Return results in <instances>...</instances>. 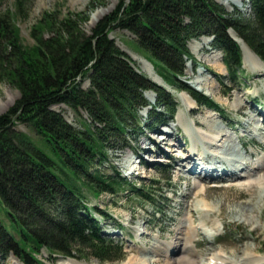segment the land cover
<instances>
[{
	"label": "trees",
	"instance_id": "trees-1",
	"mask_svg": "<svg viewBox=\"0 0 264 264\" xmlns=\"http://www.w3.org/2000/svg\"><path fill=\"white\" fill-rule=\"evenodd\" d=\"M242 1L250 5L251 17L241 10L229 16L214 0H119L90 35L81 28L84 13L60 18L46 12L32 28L31 45L22 43L17 25L31 0H15L14 10H0V79L20 91L15 105L0 116V264L11 255L23 264H46L39 258L43 249L51 256L91 254L104 262L124 260L122 245L104 232L102 221L109 215L88 205L81 187L75 192L57 172L67 179L71 173L96 197L130 192L154 201L151 191L122 174H104L99 166L108 160L112 141L119 143L115 148L124 149L120 144L144 127L162 126L173 118L177 104L166 88L136 72L109 34L117 28L128 30L168 86L188 92L199 105L223 116L210 97L180 79L186 63L195 62L189 40L203 35L214 36L213 45L223 52L228 76H220V81L241 77L242 50L229 29L264 61V0ZM85 80L90 82L88 89L82 88ZM147 91L156 93L157 105L143 122L141 112L150 105ZM61 103L82 118V111L88 114L82 129L51 108ZM21 123L49 144L58 159L18 130Z\"/></svg>",
	"mask_w": 264,
	"mask_h": 264
},
{
	"label": "rangeland",
	"instance_id": "rangeland-1",
	"mask_svg": "<svg viewBox=\"0 0 264 264\" xmlns=\"http://www.w3.org/2000/svg\"><path fill=\"white\" fill-rule=\"evenodd\" d=\"M214 1L222 5L229 16L236 17L238 10H242L246 16H252L249 5H234L229 9L222 2ZM118 4L119 0H31L26 16L17 20L22 43H34L32 28L46 12L56 13L60 18L71 12L84 13L81 28L90 35ZM14 5L15 0H0L2 12L14 10ZM93 14L97 16L94 22ZM231 32L241 44L243 39ZM45 36H49V33H45ZM109 37L129 56L136 72L164 86L177 103L175 117L172 120L167 118L165 126L144 127L138 136L134 138L132 135L128 143L120 144L124 149L115 148L119 143L112 141L108 148V160L99 166L104 174L118 177L122 173L130 183L151 191L155 196L154 201L140 200L130 192L118 195L107 192L96 197L90 189L83 188L82 183L71 173L67 179L57 172L61 181L75 192L80 193L81 187L88 205L109 215L102 221V226L112 240L121 243L124 260L104 262L91 254L81 258L51 256L46 249L42 250L39 258L46 264H71L68 260L98 264H164V258L155 263L158 257L151 249L162 245L164 240L176 242L181 238L179 233L185 226L193 227L196 231L195 246L189 249V256L196 261L187 264H206L209 256L219 257L228 264H264V170L259 171L264 165V61L253 51L252 54L260 61L251 53L244 52L241 44L242 75L236 82L225 80L222 83L217 80L219 76L227 77L222 52L213 46V41L207 35L189 40L187 45L195 62L186 63L180 83L208 95L224 111L228 119L224 121L221 117L210 115L207 107L198 105L185 91L174 90L162 82L157 70L146 58L147 54L139 48L136 38L128 30L117 28ZM203 42L206 44L202 45ZM142 61L151 64L155 76L148 75ZM89 87V80H85L82 88ZM145 95L156 105L154 92L148 91ZM19 98L17 87L1 78L0 116L8 112ZM240 105L244 106V112H256L257 118L252 114L241 113ZM51 108L77 129H82L83 119H89L86 112L82 111V118L66 104H56ZM149 110L151 108L141 112L143 122L149 118ZM196 122L205 124L206 128L198 126ZM248 123L251 128L247 127ZM212 125H215L213 129ZM16 128L30 135L35 145L58 159L51 146L28 125L21 123ZM252 152L256 155H251ZM183 154L186 158L182 165L180 158ZM199 162L204 163V166L188 174L192 171L189 170V164ZM249 164L251 167L246 170ZM214 165L221 168L212 172L211 167ZM205 166H211L207 171L204 170L209 175L237 172L239 177L228 180L221 178L215 183L204 175L203 169L208 168ZM95 211L100 218L98 210ZM1 218L9 232H12L4 210H1ZM120 224L127 227V232L117 229ZM219 235V239L214 240ZM185 254L183 251L178 252L175 259L182 261ZM5 264L23 262L11 255Z\"/></svg>",
	"mask_w": 264,
	"mask_h": 264
},
{
	"label": "bare ground",
	"instance_id": "bare-ground-1",
	"mask_svg": "<svg viewBox=\"0 0 264 264\" xmlns=\"http://www.w3.org/2000/svg\"><path fill=\"white\" fill-rule=\"evenodd\" d=\"M220 2H222L225 6H227L229 9L234 6V5H238L240 6L242 3L240 2V0H218ZM97 20V16L93 14L92 16V21H96ZM236 37V36H235ZM240 39V38H239ZM206 42H203L202 45H205ZM241 44L243 46V49H244V52H249L252 54V50L245 44V42L243 40H241ZM201 47V45L199 46ZM198 47V48H199ZM253 56H255L257 58V56L255 54H252ZM221 59V57H220ZM258 59V58H257ZM142 60V59H141ZM258 61H260L258 59ZM144 62V65H145V70L147 71L148 75H150V77H152L153 75L155 76V73L153 72V68H151V64L149 62H145V61H142V63ZM163 82V81H162ZM244 106L243 105H240L239 106V111L241 113H244V115H251L252 116H255L258 115L256 112H254L253 110H250L249 112H244ZM209 113L210 115L212 116H217L219 117V115H217L218 113L214 112V111H211L209 110ZM256 113V114H255ZM257 118V117H256ZM263 123H264V119H263ZM196 124L198 126H201V127H205V124L201 123V122H196ZM248 128H251V124L248 123L246 124ZM215 125H212L211 128L213 129ZM231 126V125H230ZM258 128V126L256 127V129ZM165 138V137H163ZM165 140H168L167 137L165 138ZM228 145L224 146L227 147ZM251 155L255 156L256 154L254 152L251 153ZM184 158H186V155H182V157L180 158V161L182 160V165L185 163L184 161ZM188 158V157H187ZM189 161V160H188ZM235 163V162H233ZM200 166H204V163L202 162H199V163H195V164H189V170H192L190 173L188 174H192L193 172H195V169L199 168ZM200 167V168H202ZM251 167V164L247 165L246 166V170L249 169ZM210 168V167H209ZM208 168V169H209ZM221 168V166L219 167L218 165L217 166H213L211 167V170L212 172L214 171H218V169ZM205 169H203V172H204ZM263 171L264 170V165L260 167L259 171ZM209 172V171H208ZM226 174V175H225ZM223 174L224 176L222 177V180H228L229 178L231 179H234L235 177H239L237 174V172H234L230 175H228L227 173ZM206 176H209V174L207 173ZM186 179H189L188 177H186ZM221 180V179H220ZM216 183V181H215ZM218 183V182H217ZM210 188V187H209ZM186 229V231L184 230ZM184 229L183 231H181L179 233V235H182L181 238H178L176 242H168V241H165L163 242L162 245L158 246L157 248L153 247L151 249V251L153 252V254L158 257L157 261L155 263H158V262H161L162 258L163 259V263L164 264H187V263H190V262H195L190 256H189V253H190V248L194 247L195 246V240H194V237L196 236V231L194 230L193 227H186L184 226ZM186 252L185 256H183V260L182 261H177L175 259V254H177L178 252ZM209 258H213V259H219L221 261H223L224 263L228 264L225 260L223 259H220V258H217V257H209ZM217 261V260H215ZM68 262H71V264H98L97 262H93V263H81V262H78L76 260H68ZM129 262V261H128ZM196 264V263H195Z\"/></svg>",
	"mask_w": 264,
	"mask_h": 264
}]
</instances>
